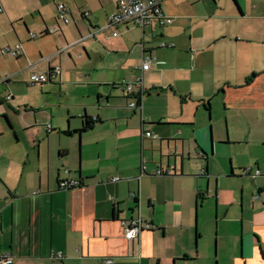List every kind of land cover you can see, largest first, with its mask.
Listing matches in <instances>:
<instances>
[{
    "label": "crops",
    "instance_id": "1",
    "mask_svg": "<svg viewBox=\"0 0 264 264\" xmlns=\"http://www.w3.org/2000/svg\"><path fill=\"white\" fill-rule=\"evenodd\" d=\"M210 2L164 0L163 14L173 21L156 22L165 29L158 35L153 25L142 30L124 24L174 46L157 43L110 65L86 63L80 50L100 59L109 52L90 39L119 35V26L116 36L99 27L116 0H0V15L14 33L11 44H23L14 80L24 74L28 86L32 72L61 67L60 75L35 84L41 98L23 105L32 113L25 124L6 111L0 115V256L9 254L12 264H106L107 258L109 264H264V0ZM57 4L68 8V23L57 21ZM85 23L94 25L88 33ZM148 55L146 91L134 108L133 95L120 84L139 76L135 67ZM11 81L5 77L0 86L9 89ZM6 93L0 91V109L5 104L13 111L21 103ZM214 98L226 112V129L243 123L258 138L246 139V157L231 156L230 165L223 161L213 175L212 247L201 242L197 225L203 178L209 176L198 124L206 114L215 128ZM84 115L93 123L80 131ZM210 145L213 154L211 132ZM157 168L170 173L157 175ZM247 168L250 174L259 170L255 182ZM72 181L74 186L60 185ZM137 217L143 228L128 240L120 222ZM51 252L62 257L51 258Z\"/></svg>",
    "mask_w": 264,
    "mask_h": 264
},
{
    "label": "rangeland",
    "instance_id": "2",
    "mask_svg": "<svg viewBox=\"0 0 264 264\" xmlns=\"http://www.w3.org/2000/svg\"><path fill=\"white\" fill-rule=\"evenodd\" d=\"M211 3L210 0H206V4ZM201 7V4L199 5ZM203 9L201 7L200 11ZM183 12H186L184 10ZM180 17H177L176 20H179ZM91 22L93 23L92 19L90 18ZM71 26H73V21L70 18ZM102 24H99V27H106L107 21L103 19L101 21ZM94 27V25H91ZM90 26L89 23H85V30L86 33L89 32V29H93ZM118 36L117 37H110L108 39H105L103 35L101 37L96 36V38H91L90 40L92 42H97L99 46H105L108 47L109 52L102 53L104 55V58L100 59V56L98 54L90 56L84 55L82 50H80L81 56L85 59L86 63L92 64V62H95V60L100 63L102 60L104 63L109 62L110 65L113 62H116V65L118 62L126 61L128 58H134L136 56H141L142 51H148V48L154 49L157 47V43L159 44L158 39H154L150 36L149 32H146L145 35H142L141 29L137 27H130L129 30H125L124 24L118 25ZM9 24L3 17L0 15V48L3 46H6L7 44L11 45L10 38L14 37V33L11 29H9ZM74 27V26H73ZM154 27V35H158L159 31H164L165 29L157 27V24H153ZM87 28H89L87 30ZM112 30H116V28H110L107 33H111ZM60 34V33H59ZM53 35V34H50ZM111 38H115L114 41H109ZM171 40H173L171 38ZM175 40V39H174ZM177 43V41H176ZM113 47H116L115 49H112ZM145 47V48H144ZM89 58V59H88ZM166 62V59H165ZM113 67V66H111ZM20 68V67H19ZM18 69V65L15 63V59L7 56L2 55L0 53V80L4 79L5 77H8V79L11 78L10 88L7 89L6 86H0V91L2 94L7 92L6 94L10 93L11 95L15 96V100L18 101V103H21L19 107H14L13 111H10V109L4 104L0 110H4V112H0V115L8 113V116L11 117L12 121H17L20 124H25L27 120L28 115H32V113L26 112L24 110L23 105L27 103H34V105H37L41 96L39 95V86L38 85H28L25 86V79L26 75H21L19 81H15L17 75H15V70ZM121 86V85H120ZM58 100V99H57ZM215 103V109L214 112L210 115V120L212 121L213 127L212 128L211 123L208 122V115L204 114V122L202 121L201 115H200V124L199 126H202V128H199L198 133L201 136L202 142L206 145L204 148V153L208 157L209 167L207 165V171L209 172V176H204V186L203 190H206V183H208V195L204 198V200L201 201V203L198 206V210L201 213V217H197V225L198 229L201 233V242H205L206 245L214 247V239H215V200L211 197V187H214L215 181H214V174H217L216 171L221 170V165L223 161H227V164L230 165L231 162V156L233 158L236 157H246L248 147L245 145L246 139L248 140H255L258 138V132L255 130V128H249L245 124L240 123L236 125V128L232 127L230 130L226 129L225 123H224V116L226 115V112L223 110L222 106L221 108H218L220 100L218 98H214L213 101ZM6 111V113H5ZM62 112V111H61ZM42 113L35 112L33 115L37 121L42 120ZM1 122V121H0ZM198 126V127H199ZM42 130V127H40ZM26 132V131H25ZM210 132H211V138H212V147H213V154L210 152ZM2 133H5L4 128L2 127ZM20 133V132H19ZM44 134V132H43ZM1 135V133H0ZM2 137H0L1 139ZM205 156H203L204 158ZM211 173V174H210ZM212 199V200H211ZM211 200V201H209ZM203 218V220H201ZM204 224V225H203ZM204 227V232H202L201 229Z\"/></svg>",
    "mask_w": 264,
    "mask_h": 264
},
{
    "label": "built area",
    "instance_id": "3",
    "mask_svg": "<svg viewBox=\"0 0 264 264\" xmlns=\"http://www.w3.org/2000/svg\"><path fill=\"white\" fill-rule=\"evenodd\" d=\"M164 0H116V10L108 15L107 17V26L106 28H116L120 24H132L144 30L147 27H151L155 22L159 24V26H167L172 23L173 18L170 16H166L163 14L161 9V4ZM56 19L57 21H62L64 23L69 22L68 17V8L64 4H57L56 6ZM3 12V7L0 4V14ZM87 14V13H86ZM57 30V27L50 29V33ZM94 32H91L89 36H93ZM113 36L117 35V31L112 32ZM31 38H37L38 35L30 34ZM160 47H172L174 46L173 42H166L161 40L159 42ZM0 53L2 55L11 56L13 58H18L23 54V44L21 42H16L14 44H7L0 48ZM152 58L150 55L146 56L139 66H136L135 69L139 71V76L134 81H124L121 82V86L127 92L132 94L133 96L142 97L145 94L146 89L143 85V72L149 69ZM61 67L59 64L49 68L45 72H32L29 76V83L31 85L42 84L47 82L50 79V76L60 75ZM12 95L9 93L6 96V99H11ZM129 106L135 107L136 101L132 100L129 103ZM46 130H50V124H46ZM146 137H155L152 135L150 131L145 132ZM247 174L251 176V178L255 179L259 175V170L256 169L253 174H250V169L247 168L244 170ZM141 175L145 174V165L144 163L141 166ZM164 172L157 168L155 170V174L162 175ZM170 173L167 170L164 174ZM120 178L115 176L112 178L113 181H117ZM61 187L68 188L69 186H74L75 182L72 181L70 183L61 182ZM121 227L123 230V235L128 240H133L137 238L140 231L143 228V219L137 218H129L126 220H121ZM51 258H61V252H51ZM13 260L9 254H3L0 256V264H12ZM106 264L111 263V259H104Z\"/></svg>",
    "mask_w": 264,
    "mask_h": 264
},
{
    "label": "trees",
    "instance_id": "4",
    "mask_svg": "<svg viewBox=\"0 0 264 264\" xmlns=\"http://www.w3.org/2000/svg\"><path fill=\"white\" fill-rule=\"evenodd\" d=\"M133 98L136 101V106L134 108L139 107L140 102H141V97L133 96ZM82 118H83V127L81 128L80 131H84V130L90 128L92 123H93L92 118L87 116V115H84Z\"/></svg>",
    "mask_w": 264,
    "mask_h": 264
},
{
    "label": "water",
    "instance_id": "5",
    "mask_svg": "<svg viewBox=\"0 0 264 264\" xmlns=\"http://www.w3.org/2000/svg\"><path fill=\"white\" fill-rule=\"evenodd\" d=\"M72 134H75V131H73ZM76 134H77V133H76ZM80 136H81V134H77V137H78V138H77V139H78L77 141H78V143L80 142ZM247 176H248L249 178H251L250 175L247 174ZM251 179L255 182V179H253V178H251ZM207 190H208V187H206V190H205L206 192H204L205 197L208 195V191H207ZM256 195H257V197H258V194H256ZM255 197H256V196H255Z\"/></svg>",
    "mask_w": 264,
    "mask_h": 264
}]
</instances>
